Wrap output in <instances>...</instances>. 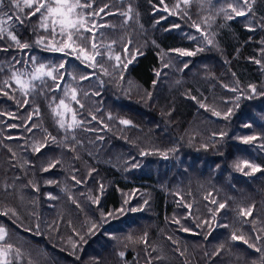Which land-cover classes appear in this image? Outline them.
I'll return each instance as SVG.
<instances>
[{
    "label": "trees",
    "instance_id": "16d2710c",
    "mask_svg": "<svg viewBox=\"0 0 264 264\" xmlns=\"http://www.w3.org/2000/svg\"><path fill=\"white\" fill-rule=\"evenodd\" d=\"M231 2L88 0L77 11L93 63L46 47L60 35L4 0L0 226L12 264H264V0L245 16ZM41 63L55 79H32ZM245 160L260 170H240Z\"/></svg>",
    "mask_w": 264,
    "mask_h": 264
},
{
    "label": "snow or ice",
    "instance_id": "6c2138e0",
    "mask_svg": "<svg viewBox=\"0 0 264 264\" xmlns=\"http://www.w3.org/2000/svg\"><path fill=\"white\" fill-rule=\"evenodd\" d=\"M10 3L13 8L19 9L21 12L24 10V8L31 9L32 11L28 13L27 15L34 16L37 13H40V19H41V27L48 31L51 29V33L53 36L60 35L62 38V43L60 46L55 45H46V47H51L54 51H65V49L70 50L69 54L72 52H75L77 54V58L83 57L84 60H91L95 61V57L93 55H90L88 53V49L83 43V41L88 40L89 38H86L83 36L81 30L84 31H91L92 29L87 27V20L85 17V14L83 12H78V9L83 8H91L92 5L88 3V0H10ZM161 3H163V0H161ZM184 4H189L190 0H183ZM256 3V0H252L251 3H249V0H232L231 3L228 4V8L231 9L232 13H234L236 16H245L248 12L252 11V5ZM244 5L247 6V9H244ZM179 7V5H177ZM4 8V0H0V10ZM43 10V11H42ZM167 10V9H165ZM100 11H103V8L100 9ZM221 12H225V14L228 16L229 19H232V16L229 15L226 12V9L223 7L220 8ZM88 15H96L95 12L89 13ZM17 19H20L19 16H17ZM22 22V20H21ZM92 27H95V24L92 25ZM57 29H59V32L57 33ZM199 30V29H198ZM6 29L0 26V33L5 32ZM11 40L16 42L20 46L21 49H26L30 47L27 43H21L17 37L11 33H8ZM76 37L81 41V43H77V39H74ZM0 38H3L0 36ZM44 42V38L41 37L36 41L37 44H42ZM211 43V42H209ZM91 47L93 49L96 48V44L94 42L91 43ZM192 52H183L182 55H193ZM96 55H99L97 52ZM116 60L119 61L120 57L117 56ZM63 67V64L60 65ZM46 65L41 63L32 73V79L38 80L41 79L43 76L52 77L55 79L56 77L53 76V72L51 70L45 71ZM14 76H16V83L21 86V88H27L29 86V82L21 81L19 79V76H17L16 73H13ZM87 78V77H85ZM254 91V89H253ZM72 99H76L75 92H73ZM24 103H27V101H24ZM64 102L61 101V105H63ZM66 107V106H65ZM219 115L218 113H216ZM123 124H129L130 122L127 120L121 121ZM63 122L61 121V127H63ZM257 137L250 136L243 140V143H251L252 141L256 140ZM36 151H39V148L36 149ZM247 167L251 168L253 172L259 171L260 169L249 163L248 161H241L237 164V167L240 168V170H243L241 167ZM224 204H220V208H224ZM6 214V213H5ZM7 236L8 233L6 229L3 226H0V264H12L11 260L8 258L11 250L12 245L10 243H7ZM233 240L236 239H243L242 237H237L236 235L232 236ZM247 243V241H245ZM249 247H253V245H249ZM257 251H260V249H257ZM121 256H123V253H120Z\"/></svg>",
    "mask_w": 264,
    "mask_h": 264
}]
</instances>
